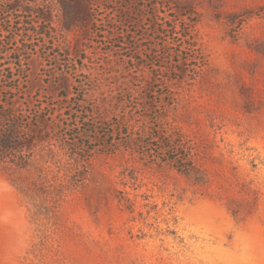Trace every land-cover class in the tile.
I'll return each instance as SVG.
<instances>
[{
	"label": "rangeland",
	"instance_id": "obj_1",
	"mask_svg": "<svg viewBox=\"0 0 264 264\" xmlns=\"http://www.w3.org/2000/svg\"><path fill=\"white\" fill-rule=\"evenodd\" d=\"M15 117L0 264H264V0H0Z\"/></svg>",
	"mask_w": 264,
	"mask_h": 264
},
{
	"label": "trees",
	"instance_id": "obj_2",
	"mask_svg": "<svg viewBox=\"0 0 264 264\" xmlns=\"http://www.w3.org/2000/svg\"><path fill=\"white\" fill-rule=\"evenodd\" d=\"M182 39H189V34H181ZM5 81L8 82L9 85L6 86V92H5V99L7 100H12L13 97L15 96V93H17L20 89L18 88L17 82L18 80H13V75L10 74L9 76L4 77ZM12 95V96H11ZM9 112V111H6ZM10 113V112H9ZM15 119H13L12 123L15 124V122L17 123L15 126H11V128H9L8 132L6 133L5 131L3 132V134L0 133V159L4 158V155L6 153L9 152V155L11 156H15V154L18 152V148H22L21 145H19V140L18 142H16L17 140V128L18 126H20L19 124L22 123V121L15 117ZM163 150H166L167 146L163 145ZM161 150V149H159ZM170 150V148L168 149ZM168 152V151H167ZM166 159L165 160H171L170 157L168 155H165ZM13 162V161H12ZM15 164L17 166H20L21 168H24L27 166V164H25V160L23 158L20 157L19 160L14 161Z\"/></svg>",
	"mask_w": 264,
	"mask_h": 264
}]
</instances>
